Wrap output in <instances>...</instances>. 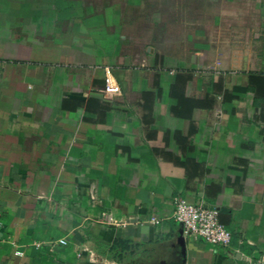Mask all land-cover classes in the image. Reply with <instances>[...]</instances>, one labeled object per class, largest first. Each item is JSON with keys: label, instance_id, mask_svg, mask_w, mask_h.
<instances>
[{"label": "crops", "instance_id": "1", "mask_svg": "<svg viewBox=\"0 0 264 264\" xmlns=\"http://www.w3.org/2000/svg\"><path fill=\"white\" fill-rule=\"evenodd\" d=\"M0 264H264V0H0Z\"/></svg>", "mask_w": 264, "mask_h": 264}, {"label": "built area", "instance_id": "2", "mask_svg": "<svg viewBox=\"0 0 264 264\" xmlns=\"http://www.w3.org/2000/svg\"><path fill=\"white\" fill-rule=\"evenodd\" d=\"M106 96L120 92V86L108 84L103 90ZM172 219L177 222L186 238L201 240L213 247H229L232 233L220 221V211L213 206L195 204L185 199H175Z\"/></svg>", "mask_w": 264, "mask_h": 264}, {"label": "trees", "instance_id": "3", "mask_svg": "<svg viewBox=\"0 0 264 264\" xmlns=\"http://www.w3.org/2000/svg\"><path fill=\"white\" fill-rule=\"evenodd\" d=\"M117 247H121L123 250H127L129 254H131L132 257H136L137 253L139 252V247L137 244L131 243V242H117L113 250L116 249ZM117 259L119 261H123V257L117 255Z\"/></svg>", "mask_w": 264, "mask_h": 264}]
</instances>
